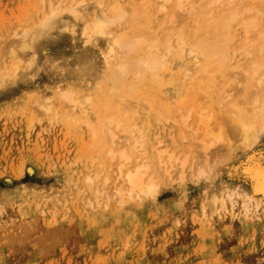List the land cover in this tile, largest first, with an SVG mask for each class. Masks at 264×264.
I'll return each instance as SVG.
<instances>
[{"label": "rangeland", "instance_id": "1", "mask_svg": "<svg viewBox=\"0 0 264 264\" xmlns=\"http://www.w3.org/2000/svg\"><path fill=\"white\" fill-rule=\"evenodd\" d=\"M53 1L0 0V63L13 66L0 86V264H264V209L245 211L241 201L227 195L225 204L213 203L216 193L225 192L220 182L249 187L239 168L251 155L264 153V131L214 181L208 172L193 179L200 153L185 142L190 163L183 180H160L153 198L108 208L101 204L95 190L102 179L95 177L102 172L106 142L103 133L91 135L104 109L98 79L103 57L95 45L84 43L81 20H89L93 2L105 12L122 0H65L56 27L40 38L32 57L18 39L50 16ZM152 21L160 19L152 16ZM164 42L146 41L144 52L158 54ZM243 60L237 58L234 66ZM170 77L167 71L163 80ZM69 88L80 105L74 112L58 96ZM48 100L54 108L47 114L39 103ZM139 112V127L150 132L153 144L156 133L178 127L172 118L157 115L158 109ZM85 120L97 125L89 128ZM215 122L226 142L235 145L228 125ZM194 159L195 169L189 166ZM88 174L94 177L90 186Z\"/></svg>", "mask_w": 264, "mask_h": 264}, {"label": "bare ground", "instance_id": "2", "mask_svg": "<svg viewBox=\"0 0 264 264\" xmlns=\"http://www.w3.org/2000/svg\"><path fill=\"white\" fill-rule=\"evenodd\" d=\"M64 2L53 1L50 16L18 39L32 57L38 53L40 38L56 27L57 13ZM90 9L89 20L80 19L82 36L84 43L95 45L103 57L98 79L104 91V109L97 117L98 127L93 129L97 124L88 120L84 125L92 128L94 138L103 133L106 142L100 162L102 172L95 177L102 179L101 188L95 191L103 206L153 198L160 180H183L190 163V151L186 152L189 146L200 153L193 179L199 181L208 172L209 180L214 181L221 172L230 170L241 149L258 142L264 131V0H122L105 12L96 2ZM152 16L160 21L154 23ZM158 38L165 40L160 52H144L146 41ZM11 53L14 59L15 53ZM237 58L244 60L234 66ZM0 64L1 86L13 66L10 61L6 64L11 67ZM167 71L173 77L164 81ZM58 96L70 111L80 107L70 88L60 90ZM53 108L52 100L39 103L44 113ZM150 108L158 109L157 115H166L178 125L168 129L166 135L156 133L154 144L150 132L139 127V111ZM217 109L218 115L213 112ZM215 114L228 125L238 141L235 145L226 142L221 125L215 126ZM122 144L128 145L120 147ZM224 149L223 154H217ZM256 153L239 168L240 174L250 180L249 187L220 182L225 192L216 193L213 203L225 204L229 197L241 201L245 211L264 209V153ZM195 161L189 166L194 168ZM93 163L87 168L93 169ZM76 181L79 186L80 179ZM93 181V175L85 176L87 186Z\"/></svg>", "mask_w": 264, "mask_h": 264}]
</instances>
